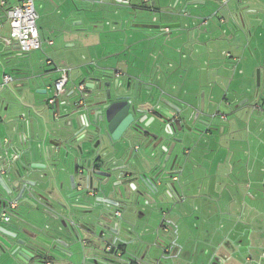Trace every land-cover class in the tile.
<instances>
[{
	"label": "crops",
	"instance_id": "obj_1",
	"mask_svg": "<svg viewBox=\"0 0 264 264\" xmlns=\"http://www.w3.org/2000/svg\"><path fill=\"white\" fill-rule=\"evenodd\" d=\"M76 1L83 6L95 1L100 3V0H40L39 11L37 9L40 35L44 41H53V45H45L42 51L29 54H23L17 46L6 48L2 43L10 34L7 10L18 6L21 0H7V7L0 8V62L3 64L0 67V165L20 155L17 162L29 174V167L43 161L40 142L46 135L48 145L64 143L69 135L76 133L73 126L66 127L67 133L61 129L60 123L65 120L54 121L60 129L50 128L42 111L35 107L26 106L27 113L17 115L2 99L7 89L16 94V90H23L31 81L34 54L41 53L46 58L48 68L44 74L53 78L52 83L60 76L57 67L68 68L52 58L56 41L49 37L51 26L41 20L50 16L49 9L64 16L70 4L80 16V24H84L89 18L88 10L79 8ZM188 1L170 0L165 4L162 0H138L137 3L133 0L127 10L159 13L153 20H142L139 24L179 26L152 29L156 31L152 36L126 33L118 41L97 38L87 46L111 52L107 57L85 61L78 68H68L70 82L59 101L71 102L80 85H91L94 79L103 78V72L122 73L120 77L114 75V79L122 83L131 79L132 87L142 81V87L152 89L150 108L162 106L161 101L167 100L182 109V117L189 126L193 125L190 119L199 113L204 98L205 111L200 113V118L209 125H196L204 131L203 135L193 137L185 131L175 136L186 141L177 145L167 163V173L173 174L169 196L163 199L155 196L159 203L152 206L153 210L135 213L123 207L121 218L116 217L115 221L133 232L129 250L141 264H264V113L248 116L250 108L264 107V0H204L206 7H188L184 11ZM210 6L216 7L211 18L205 15V9ZM221 12H225V16ZM69 14L75 17L72 12ZM215 15H219L217 22H213ZM152 43L155 45L150 47ZM72 46L74 44H68ZM91 49L88 51L96 56ZM254 69L260 70V87L257 73L252 74ZM74 71L80 75L72 77ZM7 75L14 81L3 86ZM107 81L110 80L104 79ZM54 83L51 87L40 83L38 93L50 92ZM147 93V90L142 91L145 97ZM218 97L229 108L227 113L215 109ZM219 106L218 103L217 108ZM31 109H35L38 116ZM221 115L227 120H222ZM30 118L35 124L34 139ZM217 120L222 125H218ZM135 146H142L141 141L135 142ZM177 155L178 161L172 168ZM63 156L64 153L61 159ZM165 157L166 154L161 153V163ZM66 165L67 173L71 174L73 157H69ZM0 175L10 181L7 173ZM28 179L39 180L33 174ZM60 181L58 178V183ZM0 193L4 196L1 187ZM106 196H110L109 192ZM22 207L29 210L27 205H19L14 210L8 207L3 213L13 221V214ZM85 247L86 254L92 255L87 240ZM78 248L81 247L78 245Z\"/></svg>",
	"mask_w": 264,
	"mask_h": 264
},
{
	"label": "water",
	"instance_id": "obj_2",
	"mask_svg": "<svg viewBox=\"0 0 264 264\" xmlns=\"http://www.w3.org/2000/svg\"><path fill=\"white\" fill-rule=\"evenodd\" d=\"M206 5L204 0H189L184 11ZM178 26L134 25L155 30ZM103 74V78L94 79L85 90L78 89L73 101H58L54 111L51 108L54 121L65 120V127L73 126L75 134L69 135L64 143L48 145L46 135L40 142L43 161L29 167V174L15 162L6 172L10 181L0 175L4 192V196L0 193V253H7L16 264H141L129 250L133 232L115 221V212L123 207L135 213L153 210L152 206L159 203L156 197L169 196L173 174L167 173V163L177 145L186 141L175 136L187 131L200 137L204 131L196 125H209L200 118L205 111L204 99L199 113L190 119L193 125L189 126L182 117V109L167 100L161 101L162 106L150 108L152 89L142 87V81L132 87L131 79L122 83L114 79L113 72ZM260 84L258 70L257 86ZM101 90L104 94L95 96ZM143 90L148 91L146 97ZM80 100L83 104L77 105ZM62 106L67 108L66 114L61 113ZM30 111L38 116L35 109ZM80 114L86 120L83 126ZM29 123L34 139V119L30 118ZM104 138L113 150L109 156L104 150ZM137 141L144 143L139 150L135 146ZM116 146L119 148L114 149ZM161 153L166 154L162 163ZM69 157H73L71 174L66 170ZM177 161L178 155L173 158L172 168ZM32 174L39 180H29ZM59 174L67 180L61 178L58 183ZM107 192L111 197L106 196ZM14 201L27 205L29 211L14 213V220L5 223L1 216ZM31 212L36 213L35 217ZM85 240L90 245V256L86 254Z\"/></svg>",
	"mask_w": 264,
	"mask_h": 264
},
{
	"label": "rangeland",
	"instance_id": "obj_3",
	"mask_svg": "<svg viewBox=\"0 0 264 264\" xmlns=\"http://www.w3.org/2000/svg\"><path fill=\"white\" fill-rule=\"evenodd\" d=\"M138 0H134V3H137ZM165 4H167L170 0H162ZM76 4L79 8H83L88 10V17L84 20V24L81 23L80 16H77L79 14L76 13V11L73 9V7H70V4H67V7L70 8L67 10V7L65 9V15L58 14L54 9H49L48 13L50 16L43 17L42 21H46L49 26H51V32L49 33V37H52L56 41V46L53 47L54 54L53 59H55L57 62L65 65L68 68H78L79 65L84 63L85 61H90L93 58H101L102 56H108L111 50H107L106 48L99 47L98 49L96 47H91L93 49V53L96 56H92L89 49H91L89 46H87L89 43L95 42L96 39H100L103 41L106 40H114L118 41L121 39V37L125 36L126 33L128 35H132L135 33L137 36H152L156 33L155 30L152 29H136L133 28L134 25H149V24H139L138 22H141L142 20H153L156 15L159 13H153L146 10H140L137 9L138 12H135V9H131L130 11L126 9V7L123 9V7H116L115 5H103L98 3V1H95V3H87V5L83 6L81 3H78L76 1ZM40 0L35 1L36 10L40 8ZM193 8V7H192ZM215 6H210L209 8L205 9V15L209 16L210 18L215 14ZM103 10H107L106 14L103 13ZM75 14V17H71V14ZM214 12V13H213ZM213 13V14H212ZM212 14V15H211ZM225 16V12L222 13ZM219 15H215L213 17V22L218 21ZM79 17V18H78ZM62 18L65 20H62ZM77 18V19H76ZM62 21V22H61ZM76 24H80L77 26ZM123 31V32H122ZM136 31V32H135ZM69 40V41H67ZM68 44H74L72 47H68ZM155 44H150V47L154 46ZM149 46V45H147ZM91 49V50H92ZM36 55L34 58V65L32 67L31 74L34 75L31 81L23 87V90H16V94H14L10 89H7L4 94L2 95V99L8 102L11 107L12 111L15 114H26L27 109L26 106L35 107L37 110L42 111V117L45 118L47 121H49L50 128L56 127L60 129V125L62 128H65V130H68L65 127V122L60 123V125H57L54 122L52 109L48 106V100L50 99L51 92H47L45 94L38 93V90H40L41 86L45 85L51 87L52 79L50 77L45 76L44 72L47 71V68L45 66L46 58L42 56L41 53L34 54ZM33 55V56H34ZM113 64V62H111ZM257 71L254 69L253 76H256ZM72 77L80 75V73L74 71L71 72ZM82 74V73H81ZM247 75V71H246ZM40 76V77H39ZM82 76V75H81ZM81 76L79 78H81ZM238 76V75H237ZM41 78V80H40ZM85 79V77H84ZM79 80V79H78ZM41 83V86H40ZM77 86V84H76ZM15 88V87H14ZM46 88H42V90H45ZM206 89H204V92ZM99 92V91H98ZM202 92V93H204ZM220 92V93H219ZM219 95H222V91L219 89ZM217 93V94H218ZM104 94V90H101L100 93H96L95 96H101ZM218 95V96H219ZM75 98L73 97L72 100ZM204 99V98H202ZM71 100V101H72ZM220 97H218V103L220 104L219 108L218 103L215 107V109H218L222 113H227L229 111V108L224 104L221 103ZM263 103V102H262ZM202 104V101H201ZM262 105H259L258 109L250 108L249 113L250 116H260L264 113V107H261ZM67 108L63 107V114L67 113ZM43 123V120L40 119ZM218 125H222L221 121L217 120ZM193 123V122H192ZM221 123V124H220ZM163 127L160 128V132L163 133ZM64 130V131H65ZM67 133V131H65ZM104 145H105V151H108L109 155H111L113 150H110L108 146V141L106 138L103 139ZM144 145V143H142ZM119 148V146H116L114 149ZM107 156V157H108ZM180 158L183 157V152L179 154ZM70 164V163H69ZM67 166V165H66ZM35 178H37L35 176ZM58 178L61 180L66 179L65 177H61L60 174ZM68 185L66 186L67 189ZM141 187V185H140ZM171 208V207H170ZM29 210L22 207L18 210V212L26 214ZM36 213L31 212V216L35 217ZM31 216L29 218H31ZM33 217V218H34ZM14 220V218H13ZM126 232V231H125ZM129 233V232H128ZM78 258V257H77ZM76 258V259H77ZM1 260L3 264H14L15 262L11 260V257L6 253H0V264Z\"/></svg>",
	"mask_w": 264,
	"mask_h": 264
},
{
	"label": "built area",
	"instance_id": "obj_4",
	"mask_svg": "<svg viewBox=\"0 0 264 264\" xmlns=\"http://www.w3.org/2000/svg\"><path fill=\"white\" fill-rule=\"evenodd\" d=\"M133 0H100L102 4H113L118 7H129L132 5ZM150 1V0H148ZM7 7V0H0V8ZM6 17L10 26V34L8 37L2 39V43L6 48L17 46L23 54H29L32 52L42 51L45 45L52 46L53 41H44L40 35L38 26L39 14L35 7V0H21L18 6L12 7L7 10ZM51 63V62H49ZM57 71L60 73L59 78L54 83L51 89V96L48 100V106L55 109L60 97L65 94L66 86L70 82V69L65 67H57ZM117 77H120L122 73L113 72ZM12 76H5L3 86H8L9 83L13 82ZM79 90H85L84 85H80ZM83 101L80 100L77 105H82ZM55 116H58L55 113ZM81 126L86 124V120L80 114ZM222 120H227L225 115H221ZM1 146V144H0ZM136 150H139L137 147ZM20 159V155H14L11 160L5 161V164L0 165V173H6L9 166L12 163L17 162ZM178 199V198H177ZM179 198L178 200H180ZM17 202H12L9 207L13 210L16 208ZM116 217L121 218V210L115 212ZM1 220L5 223L10 222L11 218L6 213H3Z\"/></svg>",
	"mask_w": 264,
	"mask_h": 264
},
{
	"label": "flooded vegetation",
	"instance_id": "obj_5",
	"mask_svg": "<svg viewBox=\"0 0 264 264\" xmlns=\"http://www.w3.org/2000/svg\"><path fill=\"white\" fill-rule=\"evenodd\" d=\"M151 108H152V107H151ZM18 206H19V204H17L16 208H17ZM16 208H15V209H16Z\"/></svg>",
	"mask_w": 264,
	"mask_h": 264
}]
</instances>
